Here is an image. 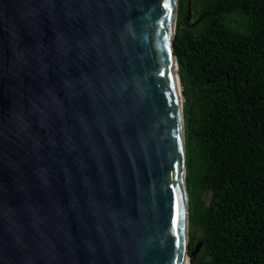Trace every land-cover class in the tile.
<instances>
[{
    "label": "water",
    "instance_id": "1",
    "mask_svg": "<svg viewBox=\"0 0 264 264\" xmlns=\"http://www.w3.org/2000/svg\"><path fill=\"white\" fill-rule=\"evenodd\" d=\"M177 18L0 0V264H190Z\"/></svg>",
    "mask_w": 264,
    "mask_h": 264
},
{
    "label": "trees",
    "instance_id": "2",
    "mask_svg": "<svg viewBox=\"0 0 264 264\" xmlns=\"http://www.w3.org/2000/svg\"><path fill=\"white\" fill-rule=\"evenodd\" d=\"M188 3L173 46L191 248L203 233L190 264H264V0Z\"/></svg>",
    "mask_w": 264,
    "mask_h": 264
},
{
    "label": "rangeland",
    "instance_id": "3",
    "mask_svg": "<svg viewBox=\"0 0 264 264\" xmlns=\"http://www.w3.org/2000/svg\"><path fill=\"white\" fill-rule=\"evenodd\" d=\"M202 236H203L202 231L198 230L197 231V237H196L197 239L195 241H193L194 247H196L198 245V243H199L200 239L202 238ZM191 252L194 253L197 256V255H199L201 253V247L198 249L197 252H195V248H191L190 247V240H189V255H190Z\"/></svg>",
    "mask_w": 264,
    "mask_h": 264
},
{
    "label": "snow or ice",
    "instance_id": "4",
    "mask_svg": "<svg viewBox=\"0 0 264 264\" xmlns=\"http://www.w3.org/2000/svg\"><path fill=\"white\" fill-rule=\"evenodd\" d=\"M166 7H169V8H171V4H168V5H166Z\"/></svg>",
    "mask_w": 264,
    "mask_h": 264
}]
</instances>
